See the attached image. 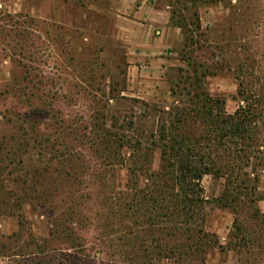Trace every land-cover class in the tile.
Wrapping results in <instances>:
<instances>
[{"label": "rangeland", "instance_id": "obj_1", "mask_svg": "<svg viewBox=\"0 0 264 264\" xmlns=\"http://www.w3.org/2000/svg\"><path fill=\"white\" fill-rule=\"evenodd\" d=\"M137 4L0 0V238L16 234L11 249L22 253L0 264H59L56 255L26 256L44 248L73 263L174 264L165 252L145 254L143 244L171 246L176 236L161 218L143 216L138 196L163 172V113L189 98L195 72L207 75L202 88L229 114L242 103L240 85L264 110V0L146 1L145 18L164 24L151 34L132 22ZM141 49L139 80L131 61ZM155 55L164 60L150 68ZM225 183L201 181L200 226L223 248L205 247L181 264H264V219L255 213L264 214V200L225 206ZM230 241L241 244L230 249Z\"/></svg>", "mask_w": 264, "mask_h": 264}, {"label": "trees", "instance_id": "obj_2", "mask_svg": "<svg viewBox=\"0 0 264 264\" xmlns=\"http://www.w3.org/2000/svg\"><path fill=\"white\" fill-rule=\"evenodd\" d=\"M197 20L199 25V19ZM194 76L196 81L193 82V91L188 89L189 98L186 101L181 100L179 106H174L171 111L163 113L161 119L162 125L158 132L161 134L160 138L163 142L161 146L163 172L154 176L156 180H154L153 187L142 189L138 193L147 213L143 216L150 219L151 224L161 218L165 223L163 230L173 232L176 236L175 243L171 246L160 244V242L154 245L143 244L145 254L149 255L148 250L152 253L165 252L168 255H164L163 259L174 260V264H181L189 254L192 252L201 253L208 246L209 248H216V246L223 248L218 244V240L216 241V235L206 232L200 226L202 207L205 202L201 181L206 175L226 178L225 190L221 198L223 202H226L225 204H228L225 206L234 204L236 207L244 202L242 198L253 204L256 201L264 200V196L260 195L258 198L256 194L260 172L264 171L262 99L254 93L245 95V91L240 85L239 96L242 103L233 114H229L222 99L212 96L202 88V79L200 78L207 75L198 76V73L195 72ZM172 93L175 95L174 89H172ZM106 133L102 140L110 142L107 137L110 132ZM155 184H157V188H155ZM252 199H255V202ZM141 202H135L134 210L142 208ZM149 206H153V210L156 212L147 211ZM255 213L258 218L264 219V214L257 207ZM235 223L237 224L238 221ZM187 235L186 241L190 244L183 245L181 240H184V236ZM239 235V233L236 235L237 239ZM15 237L16 234L0 238V258L12 260L22 254L21 251H16L21 247L19 249L13 246L11 249V243L16 242ZM231 237H233V233H231ZM242 240L245 238L239 239V241ZM240 244L239 242L232 244L230 241L228 247L234 249ZM231 245H234V248H231ZM246 245L244 244V246ZM77 248L80 249L79 246ZM57 252L56 249L47 251L44 248L41 251L38 250V253L33 252L26 256L52 261V259H56L54 257L56 255V257L62 258L59 264H64L62 260L67 261V264H83V261L73 263L71 260L78 258H72L64 252L60 254ZM86 263L96 264L89 261ZM116 264L126 263L118 261ZM128 264H146V262H133L130 259Z\"/></svg>", "mask_w": 264, "mask_h": 264}, {"label": "crops", "instance_id": "obj_3", "mask_svg": "<svg viewBox=\"0 0 264 264\" xmlns=\"http://www.w3.org/2000/svg\"><path fill=\"white\" fill-rule=\"evenodd\" d=\"M125 1H137V3H139V2L140 3H144L142 5L141 4H137L138 7L136 9L135 18H132V22H134L136 24L135 25L136 27H137V24L142 26V28L141 27L138 28V31L140 32V34H143V33H146V32L148 34H151V28L156 29L157 27H163L164 26V24H157V23H154V22H150V21H148V19L145 18L146 11L148 9H151L150 6L146 5V1H157V0H125ZM153 33L154 32H152V34ZM143 50L144 49L136 51V53H135L134 57H132V61H131V62H133V65L131 66V68H136L137 69V72H136L137 77H136V79H139V80H140V78H139L140 71L145 70L144 69L145 66L143 64H141L143 62L144 58L143 59L139 58V54H143ZM153 59H154V61L156 63H151L153 66L151 65L150 68H155L156 66L159 65L157 63L158 61L164 60V59L156 57V55L154 56ZM147 68H149V67H147ZM149 77L151 78L152 81H153V79L156 78L155 75L152 76L150 74H149ZM143 82L145 83V86L150 84L147 79L143 80Z\"/></svg>", "mask_w": 264, "mask_h": 264}]
</instances>
